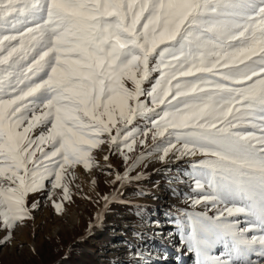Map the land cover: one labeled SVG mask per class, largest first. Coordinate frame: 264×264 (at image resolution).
<instances>
[{"label": "snow or ice", "instance_id": "6c2138e0", "mask_svg": "<svg viewBox=\"0 0 264 264\" xmlns=\"http://www.w3.org/2000/svg\"><path fill=\"white\" fill-rule=\"evenodd\" d=\"M0 25L11 27L0 36L4 226L28 214V193L49 176L68 198L66 167H91L105 134L117 144L137 116L164 105L148 130L153 139L172 129L181 155L210 157L199 162L212 190L204 201L243 203L193 222L197 254L207 243L197 223L202 233L230 237L237 258L257 244L264 254V235L249 239L238 221L221 220L247 213L255 218L250 227L264 230V0H0ZM152 72L159 78L147 92L149 108L140 97ZM38 127L46 131L33 135ZM133 135L123 136L129 151Z\"/></svg>", "mask_w": 264, "mask_h": 264}, {"label": "rangeland", "instance_id": "374dc122", "mask_svg": "<svg viewBox=\"0 0 264 264\" xmlns=\"http://www.w3.org/2000/svg\"><path fill=\"white\" fill-rule=\"evenodd\" d=\"M10 33V25H0V36ZM157 59L154 57L150 66H154ZM158 78L159 73L152 72L142 85L144 94L140 101L149 108L155 106L147 92ZM205 78L220 80L219 76ZM205 87L212 89L214 85ZM163 109L161 105L155 107L154 112L137 116L122 131L117 144H112L105 134V142L92 150L91 167L83 164L66 167L62 184L68 188V198H65L63 187L53 188L54 177L49 176L43 181V187L28 193L25 199L28 214L22 220L9 228L0 219V264H147L144 255L137 253L147 252L148 248L150 253H156L158 248L150 245L151 240L157 237L163 246L172 245L168 234L158 236L156 231L150 230L158 221L169 224L182 249L178 257L170 258L165 264H214L216 260H231V264H245V261L264 264L259 244L254 245L246 257L237 258L230 237L202 233L199 223L197 238L207 243L202 246L201 254H197L191 239L193 222L200 221L201 214L215 218L225 207L243 206V203L230 198L213 206L211 201L203 200L212 190L207 177L202 175L207 170L200 167L199 162L210 157L200 152L181 155L183 142L178 143L175 135H169L172 129L153 139V132L148 130H155L152 121L159 119ZM42 131L46 129L38 127L33 135L38 136ZM127 132L134 133L128 143L131 144L132 139L136 141L131 151L123 144ZM112 134H116L115 129ZM169 143L175 144V148L164 156L163 149ZM39 155L37 153V157ZM174 158L182 161L170 164ZM198 179L203 185L201 188L197 187ZM196 200L201 202L195 203ZM58 203L62 205L59 210ZM221 220L238 221L240 228L247 229L245 236L249 239L264 235V230L258 226L250 227L255 218L247 213L228 216L225 212ZM119 252L125 258L120 259ZM180 256H185L184 263Z\"/></svg>", "mask_w": 264, "mask_h": 264}, {"label": "bare ground", "instance_id": "6f19581e", "mask_svg": "<svg viewBox=\"0 0 264 264\" xmlns=\"http://www.w3.org/2000/svg\"><path fill=\"white\" fill-rule=\"evenodd\" d=\"M180 161H182V160H179L178 158L177 159L174 158V159L170 160V164H175V163H178ZM168 225L169 224L164 223L163 221L162 222L158 221L152 226V228L150 230L153 232L156 231L158 236H160V234H164V235L168 234L167 236H168V238L172 244L171 246L170 245L169 246L168 245L163 246V244L160 242L159 238L156 237L155 240L150 241V245L152 244L153 246H156V248H158L156 253H154V254L150 253L149 248H148L147 252H141L140 251L137 253V254L144 255V257L146 258V260L148 262V263L146 262L147 264H157V263L160 264L164 260L165 261L162 264H165V262H167L173 258L178 257V255H180V252H182L181 251L182 249H180L181 245H178V243H177V238H176L175 232L171 231V229H169ZM153 237H152V239H153ZM146 245L148 246V243ZM147 246L142 248L141 250L142 251L146 250ZM173 246H177L176 247L177 249L174 248ZM116 251H119V250H117V248H116ZM121 252H119L118 256L120 259H123V258H125V256L123 257ZM184 257L180 256L181 263H184L186 261V259ZM139 258H141V257H138V259ZM161 258H163L164 260L162 261Z\"/></svg>", "mask_w": 264, "mask_h": 264}]
</instances>
